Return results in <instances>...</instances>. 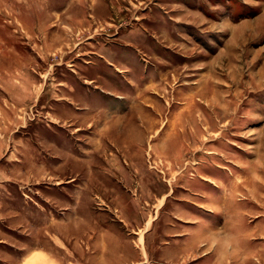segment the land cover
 Segmentation results:
<instances>
[{
  "label": "rangeland",
  "instance_id": "rangeland-1",
  "mask_svg": "<svg viewBox=\"0 0 264 264\" xmlns=\"http://www.w3.org/2000/svg\"><path fill=\"white\" fill-rule=\"evenodd\" d=\"M0 264H264V0H0Z\"/></svg>",
  "mask_w": 264,
  "mask_h": 264
}]
</instances>
